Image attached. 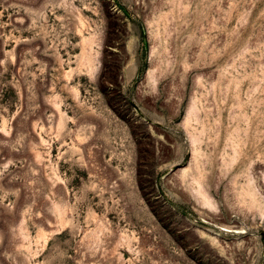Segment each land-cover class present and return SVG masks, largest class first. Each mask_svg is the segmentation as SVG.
Wrapping results in <instances>:
<instances>
[{"label":"rangeland","instance_id":"obj_1","mask_svg":"<svg viewBox=\"0 0 264 264\" xmlns=\"http://www.w3.org/2000/svg\"><path fill=\"white\" fill-rule=\"evenodd\" d=\"M0 264H264V0H0Z\"/></svg>","mask_w":264,"mask_h":264},{"label":"bare ground","instance_id":"obj_2","mask_svg":"<svg viewBox=\"0 0 264 264\" xmlns=\"http://www.w3.org/2000/svg\"><path fill=\"white\" fill-rule=\"evenodd\" d=\"M204 197V196H203ZM59 206V205H58Z\"/></svg>","mask_w":264,"mask_h":264}]
</instances>
